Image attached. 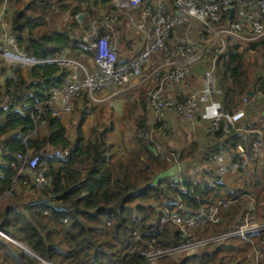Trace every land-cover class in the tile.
Here are the masks:
<instances>
[{
	"label": "trees",
	"instance_id": "1",
	"mask_svg": "<svg viewBox=\"0 0 264 264\" xmlns=\"http://www.w3.org/2000/svg\"><path fill=\"white\" fill-rule=\"evenodd\" d=\"M3 3L0 0V8ZM116 13L113 0H8L6 18L9 33L30 55L47 58L71 49L89 59L86 63L92 66L90 54L79 47L82 34L78 32L89 30L95 17L103 19ZM116 24L121 41L128 42L123 27ZM101 33L113 34L107 28ZM257 48L262 50V60H257L251 71L245 54ZM136 55L120 53L125 60ZM18 71L22 79L16 88L20 92L28 88L32 94L8 109L0 105V231L11 238L0 232V264H253L257 248L264 253V230L254 236V243L233 236L206 244L196 253L168 254L156 262L141 253L148 242L157 248H171L182 241L178 224L171 220L161 223L167 206L188 216L199 212L201 206L229 201L221 205L220 222L194 228L200 236L238 228L253 202L252 214L259 222L264 221V161L260 171L256 166L251 169L252 164L260 163L255 142L264 129V110L260 112L264 105V39L253 41L247 49L242 42L230 40L214 73L225 109L234 111L242 106L244 96L248 98L247 114L238 124L244 128L230 133L209 132L204 145L211 143L206 149L198 140L180 145L177 153L183 172L177 178L167 172L154 176L171 164L157 153L156 141L138 136L151 124L143 90L137 95L144 112L135 117V145L129 148L124 141L122 147L111 139L113 121L105 128L94 126L90 133L83 129L86 115L95 108L87 104L91 100L88 92L83 103L75 98L74 111H79L82 118L73 137L69 126L74 117L56 116L47 109L38 123L34 121L36 102H47L52 86L64 87L70 80V70L49 62ZM13 84L7 64L0 60V104L4 94L13 91ZM239 144L249 156L246 163L237 152ZM220 145L228 161L241 164L231 170L238 173L235 179L222 177L210 160ZM59 148L72 151L66 159L50 160L48 183L41 188L25 183L29 175L19 174L17 154ZM27 191L31 197L26 198ZM259 264H264V257Z\"/></svg>",
	"mask_w": 264,
	"mask_h": 264
},
{
	"label": "built area",
	"instance_id": "2",
	"mask_svg": "<svg viewBox=\"0 0 264 264\" xmlns=\"http://www.w3.org/2000/svg\"><path fill=\"white\" fill-rule=\"evenodd\" d=\"M113 3L117 7L115 16L95 18L90 31H85L87 33L82 36L79 47L87 50L93 59V65L89 66L74 57L71 49H66L62 55L38 58L20 48L9 33L6 18L8 0H4L0 8V60L7 64L14 84L11 87L13 91L4 94L0 105L8 109L19 100L27 99L32 92L28 88L22 92L16 88L22 79L18 70L44 63H57L59 68L68 69L71 73L70 80L64 87L52 86V95L47 102H36L33 109L36 123L47 109L56 116L71 114L74 110L73 100L82 91H87L90 99L94 101L95 94L99 90L125 88L134 80L142 79L148 74L157 81L179 83L186 80L194 67L202 63L204 72L201 88L191 91L183 100L167 97L163 94L160 85L151 88L147 93L146 112L149 110L153 112L159 130H167L170 127L169 122L164 118V113L169 109L176 110L188 121H195L198 117L209 120V132L230 133L233 129L244 128L238 124L247 114L248 98L244 96L242 106L234 111L225 109L220 98L221 89L217 87L214 73L219 57L227 51L230 40L242 42L244 49H247L253 41L264 39V0H113ZM126 11L129 12L128 18L131 22L146 34L144 47L136 56L128 60L120 56L118 44L111 35L101 33L102 28H106L111 20ZM136 14L141 20H136ZM193 21L202 24L203 29L194 27ZM148 24L152 25V30L147 28ZM181 27L198 28V35L190 37L188 34H181L178 32ZM171 35L172 39L169 40ZM154 61L156 65L152 67ZM57 102L60 103L59 107L56 106ZM80 120L81 118H74L72 126ZM146 130L144 128L139 131V137H149L146 135ZM71 151L70 148H59L36 154H32L30 150L26 153H18L19 174H28L29 177L24 182L35 188H41L48 183L46 171L50 160L56 157L66 159ZM237 152L244 157L245 163L248 162L249 156L243 145L237 146ZM255 152L260 161H263L264 129L260 131L259 138L255 142ZM210 160L222 177H226L232 169L236 170L241 166L238 162L228 161V154L222 145L219 151L210 156ZM8 193H11V190ZM228 204L229 201H219L209 207L201 206L199 212L188 216L167 206L166 212L161 217V223L171 220L178 224L182 241L171 248H157L153 242H148L147 247L141 249V253L151 262H156L159 258L176 251L196 253L206 244L224 242L233 236H240L254 243V236L264 230V221L259 222L252 214L254 202L249 208L245 221L238 228L221 231L211 236H200L195 233L194 228L197 226L207 222H220L221 205ZM138 238H141V235ZM256 253L259 264L264 254L260 248H257Z\"/></svg>",
	"mask_w": 264,
	"mask_h": 264
},
{
	"label": "rangeland",
	"instance_id": "3",
	"mask_svg": "<svg viewBox=\"0 0 264 264\" xmlns=\"http://www.w3.org/2000/svg\"><path fill=\"white\" fill-rule=\"evenodd\" d=\"M125 10H127V9H124V11ZM136 12V11H135ZM129 12L128 11H126V12H122V15H120V16H123V19H119L120 18V16L118 17V16H116V17H118V20L116 19V18H114L113 20H111V22L110 23H108L109 25L106 27L109 31L111 30V32L113 33L112 35H111V37L117 42V44H118V47H119V52L120 53H122L123 55H125V56H127L128 54H135V53H137V52H139V51H141V48H143L144 47V44H145V41H146V34L144 33V32H142L141 30H139L138 28H137V26L135 25V24H133L132 22H131V20L128 18V16H129V14H128ZM82 17H83V15H82ZM79 18H80V16H79ZM95 18H98V17H95ZM94 18V19H95ZM109 18H111V17H109ZM61 19V18H60ZM82 19V18H81ZM80 19V20H81ZM136 20H141V18H140V16L138 15V14H136ZM93 22V21H92ZM92 22H91V24H92ZM119 23L122 27H123V29H124V32H125V34H127V36H128V42H126V41H121V35L119 36V33L118 32H120V30H117L116 31V26L118 25V24H116V23ZM194 22V21H193ZM193 26L194 27H199L200 29H203V25L202 24H200L199 22H194L193 23ZM194 27H191L190 29H184V28H179L178 29V32H180L181 34H188V35H190V37H196L197 35H198V31H199V29L198 28H194ZM147 28L149 29V30H152V25L151 24H148V26H147ZM84 30H79V32L78 33H81L82 34V36H83V34L84 33H87L88 31H90V29L87 31V32H83ZM83 38V37H82ZM171 40V39H170ZM120 45V46H119ZM74 55H75V57L76 58H79L82 62H84L85 64H87L86 62H89V59H86V58H84V56L83 55H76L75 53H73ZM72 54V55H73ZM262 50L261 49H259V48H257L256 50H248V51H246V65L249 67V69L252 71V70H254L255 69V67H256V62H257V60H259V61H261L262 60ZM129 56V55H128ZM159 61V60H158ZM88 65V64H87ZM155 65H156V61H154L153 63H152V67H155ZM203 72H204V70H203V67L202 66H200V65H198L196 68L194 67V69L192 70V72H191V78H192V80L194 79V80H197L198 78H199V76H198V74L200 73V76L203 74ZM70 73H71V71H70ZM145 77H148V78H145ZM144 78H145V80L144 81H149V83H151V88H155V87H157L158 86V84L160 83V81H157V80H154L153 78H152V76L150 75V74H148V75H146ZM144 78H142V79H140V80H143ZM151 78H152V80H151ZM188 79V78H187ZM193 80V81H194ZM143 81V82H144ZM150 85V84H149ZM107 89H111V88H103V89H101V90H107ZM101 90H99V91H101ZM141 90H143V89H141ZM150 90V89H149ZM148 90V91H149ZM148 91H147V93H148ZM145 92V94H144V97H146V99L148 98L147 97V93H146V91H144ZM85 93H87V91H82L81 92V94L79 95H77L75 98H76V101H78L79 103H83V101H84V94ZM88 95H89V93H88ZM102 95H104V94H97L96 93V96H102ZM128 95V94H127ZM78 97V98H77ZM88 97V96H87ZM75 98H74V100H73V109H74V107H75ZM92 100H89L88 99V102H87V104L89 105H91V104H93V102H91ZM112 102H114V100H112ZM120 100H118V98H117V100H116V104L113 106V108H115L116 110H120L121 109V105H120ZM130 104H131V106L133 105V103H134V101H132V102H129ZM94 105V104H93ZM56 106L57 107H59L60 106V103L59 102H57L56 103ZM102 104L101 105H99V107H98V112L99 113H101V110H102ZM264 106V105H263ZM263 106H261V109H260V112L262 113L263 112V110H264V107ZM89 107V106H88ZM104 107V106H103ZM110 108V107H109ZM104 109V108H103ZM126 109H127V107H126ZM104 111V110H103ZM125 111V109L123 108V109H121L120 110V112H124ZM144 112V110H143V108L141 107V105L137 108V112H136V115H135V117L136 116H139V115H141L142 113ZM177 112V111H176ZM259 112V110H257L256 111V113H258ZM80 112L79 111H74L73 110V112L71 113V114H69V115H65L66 117H69V118H75V119H78V118H82V116H81V114H79ZM178 114V113H177ZM257 115H261V114H257ZM71 116V117H70ZM178 116L180 117V119H182V120H184V121H186L187 123H189V124H191V123H193V122H196V121H188V120H185V119H183L179 114H178ZM109 117V118H108ZM135 117L133 116V114L131 113V116L130 117H128V118H126V119H119V121H117V120H115V119H111L110 120V116L107 114H105V112H103V114L101 115V117L100 118H97V112L96 113H89V114H87L86 115V119H85V121H84V123H83V129L86 131V132H88V133H90L91 131H92V129H93V127L94 126H99L100 128H105L106 126H104V125H110V122H114L115 123V126H116V129H115V126L113 125V132H111L110 133V135H111V139H117V140H119V142H120V146H122V147H124V141L126 142L125 143V146H128L129 148L130 147H133L134 145H135V136H134V133H133V131H134V129H136L135 128V122L134 121H132L133 122V127H131L130 126V124H129V130L128 129H125L126 128V124H127V121L128 120H130V119H134L135 120ZM98 120H100V121H98V122H95L97 119ZM148 118L149 119H152L153 118V122H151L150 121V126H148L147 127V130H146V135H149V138L150 139H152V140H154V141H156V148H157V153L160 155V157L162 158V159H164V160H166V161H168L170 164H171V166L169 167V169H166V170H164V171H160V172H158V173H156L154 176H162V173H163V175H164V173H168V174H170V176L172 175L173 176V178H177V177H179L181 174H182V162H181V160H179V158H180V155L177 157V151H179L177 148L178 147H180V143L183 141V143H184V141L186 140V138L185 139H182V138H184V135H178V138H177V140H179L180 139V143L178 144H175L176 143V141H171V140H169L170 138H167L165 141H164V139L163 138H161V137H163V136H166V135H164V134H168L167 136H169V133L168 132H170V130H159L158 128L159 127H157V126H154L153 125V123H156V120L154 119V116H153V113H152V111L151 110H149L148 111ZM164 118H165V113H164ZM109 119V120H108ZM166 119V118H165ZM80 123H81V120H80V122L79 123H74V127H72V128H70V130H69V135L71 136V137H73L75 134H76V127L78 126V125H80ZM243 125H245V124H243ZM170 126V125H169ZM69 127H71V126H69ZM171 128H172V130H173V127L172 126H170ZM133 128V129H132ZM41 129V128H40ZM183 129V128H182ZM241 129V128H240ZM130 131V132H129ZM183 131H185V129L183 130ZM158 132H160V133H162L163 135L162 136H160L159 134H158ZM174 132V131H173ZM138 133V132H137ZM117 134H120L121 136H119V135H117ZM137 135V134H136ZM173 135H176V134H172V136ZM138 136H139V133H138ZM116 140V141H117ZM185 145V144H184ZM108 150V149H107ZM173 151H175V153L173 152ZM206 151V150H205ZM264 161V160H263ZM263 161H260V163H257V165H255V164H252L251 165V169L253 168L254 169V167L256 166V168H257V170L258 171H260L261 169H262V166H263ZM148 167H149V165H148ZM192 168V167H191ZM188 170H190V168L188 169ZM240 175V174H239ZM171 176V177H172ZM236 176H238V173H236V172H234V171H231L226 177L227 178H229V180L231 179H235L236 178ZM30 186H32V185H30ZM29 196H28V195ZM26 198L27 197H31L30 195H31V192L30 191H27V193H26ZM185 251H176V252H173V253H171L172 255H179V254H181V253H184ZM186 253V252H185ZM187 254V253H186ZM264 254V253H263ZM256 261H257V259H255V261H254V263L253 264H256Z\"/></svg>",
	"mask_w": 264,
	"mask_h": 264
},
{
	"label": "crops",
	"instance_id": "4",
	"mask_svg": "<svg viewBox=\"0 0 264 264\" xmlns=\"http://www.w3.org/2000/svg\"><path fill=\"white\" fill-rule=\"evenodd\" d=\"M137 53H135L133 55H136ZM128 55L129 56H133L132 54H128ZM198 65L202 66V63H199ZM198 76H199V78L197 80L193 79L194 80L193 81L192 78H191V75H190L188 77V79H186V80H184L182 82H179V83H170V82H167V81H160L158 86L160 85L162 87L163 94L166 95L169 98H172V99H175V100H179V99H181L183 97L182 99H185L191 91L196 90L198 88H201L203 86V74L200 76V73H199ZM145 78H148V77H145ZM145 78L143 80L136 79L129 86H127L125 88H120V89L111 88V89H107V90L98 91L97 94H104V95L96 96V94H95L94 101H91V102H93L95 108L93 109V111L91 113H96L97 112V118H100L101 115L103 114V112H105L106 115L108 114L111 117L110 120L112 118L117 120V121H119L120 118L121 119L122 118L126 119V118H128L127 114H128V111L130 110V107H131V104L129 102H132V101L136 100L135 101L136 102L135 108L131 112V113H133V116L135 117L136 112H137V108L140 106V104H142V103H140V102H142V99L138 98V100H137V95L140 94V92L142 91L141 89H143V91H146V93H147V91L149 89H151V87H152L151 83H149L150 80L149 81H144ZM151 80H152V78H151ZM117 98H118V100L121 101L120 102L121 109L124 108L125 109L124 112H120L121 109L118 111L115 108H113V106L116 104ZM113 99H114V102L110 103V100H113ZM101 104L104 107L102 106L101 113H99L98 112V107ZM126 107H127V109H126ZM153 116H154V114H153ZM165 118L169 122V125L173 127V130H172L171 127H169L170 128V132H168L169 136H167L168 134H164L166 136L161 137V138L164 139V141L167 138H170L169 140L176 141L175 144H177V143L179 144L180 143V139L177 140V138H178V135L182 134V135H184V138H182V139L186 138V140L184 141V143L182 141L180 143L181 145L187 144L189 141L198 140V142L201 144V148L202 149H206L208 147V144L211 143V141H210L208 144L206 143V145H204V142H205L204 140L207 137V134L209 133V131H208L209 126H210V121L209 120L203 119L202 117H198L195 120L196 122H193V123L189 124L186 121L180 119V117L178 116L176 110H174V109L167 110L165 112ZM97 121H98V119L95 122H97ZM132 121L135 122L134 119H130V120L127 121L125 129L129 130V124H130L131 127L134 126ZM149 121L153 122V118L149 119ZM70 126H71L70 128L74 127V126H72V124ZM184 129H185V131H183ZM135 131H136V129H134L133 133ZM173 133L176 134V135L172 136ZM158 134L160 136L163 135L160 132H158ZM117 135L121 136L120 134H117ZM116 140L117 139H114V140L112 139V141H114L115 143H119V140H117V141ZM107 149H109V147H107Z\"/></svg>",
	"mask_w": 264,
	"mask_h": 264
},
{
	"label": "water",
	"instance_id": "5",
	"mask_svg": "<svg viewBox=\"0 0 264 264\" xmlns=\"http://www.w3.org/2000/svg\"><path fill=\"white\" fill-rule=\"evenodd\" d=\"M82 15H83V13L80 14V18H79V19L82 18ZM248 93L252 95V94H253V91H249ZM147 167H148V165H147ZM23 247H24V246H23ZM24 248H25V247H24ZM25 249H26V248H25ZM26 250L29 251V252H31V251L28 250V249H26ZM31 253H32V252H31Z\"/></svg>",
	"mask_w": 264,
	"mask_h": 264
},
{
	"label": "clouds",
	"instance_id": "6",
	"mask_svg": "<svg viewBox=\"0 0 264 264\" xmlns=\"http://www.w3.org/2000/svg\"><path fill=\"white\" fill-rule=\"evenodd\" d=\"M73 54V53H72ZM1 232V231H0ZM2 234H4L5 236H7L5 233H3V232H1ZM8 238H10L9 236H7ZM11 239V238H10ZM14 241V240H13ZM18 243V242H17ZM26 249H28V248H26ZM29 250V249H28ZM44 263H46L45 261H44ZM49 264H51V263H49Z\"/></svg>",
	"mask_w": 264,
	"mask_h": 264
}]
</instances>
